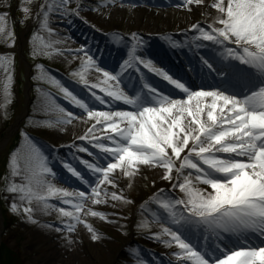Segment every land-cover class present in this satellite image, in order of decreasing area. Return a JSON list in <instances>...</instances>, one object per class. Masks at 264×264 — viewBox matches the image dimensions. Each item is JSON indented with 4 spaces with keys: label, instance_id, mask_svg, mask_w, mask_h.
I'll use <instances>...</instances> for the list:
<instances>
[{
    "label": "snow or ice",
    "instance_id": "1",
    "mask_svg": "<svg viewBox=\"0 0 264 264\" xmlns=\"http://www.w3.org/2000/svg\"><path fill=\"white\" fill-rule=\"evenodd\" d=\"M24 3L32 4L33 0ZM73 4L75 7H71ZM204 4L205 0H180L177 7L191 11L190 6ZM109 6L125 5L121 0H103L86 9L80 0H43L36 13L39 32L32 36L33 57L50 56L56 52L55 45L62 43L50 39L55 35L50 27L51 16L69 26L80 19L104 35L81 13H99ZM136 6L128 5L130 9ZM207 6L217 13L211 24H192L183 33H191L183 43L172 37L165 39L173 49H207L200 53L197 62L201 77L212 79L213 85L201 84L197 88L183 70L173 71L154 62L151 53L145 51L144 37L136 32L127 40L123 36L113 38L115 43L125 45L130 41L127 58L119 63V70L107 63L104 49L96 48L94 52L91 43L66 49L72 60H80L79 68L70 76L103 110L94 109L36 65L38 75L33 79L49 83L68 104L80 110H66L52 94L45 93V110L56 119L42 123L56 126L61 132L73 122L89 126L71 144L62 145L69 149V158L46 154L21 133L26 143L10 155L6 191L18 196L22 203H38L45 214L49 209L56 211L63 219L55 231L65 233L62 238L68 245L73 240L67 234L74 232L77 224L87 230L92 242L101 240L80 214L101 220L107 217L86 209L85 203L105 205L111 200L131 205L133 201L126 199L122 191L117 194L109 189L118 188L119 177L127 179L131 188L132 179L144 166L161 169L160 178L169 183L170 190L161 188L141 206V212L151 219H141L136 229L172 249L171 264H264V0H212ZM21 11L28 19L29 7L24 6ZM40 33H46L49 39ZM64 39L70 40L71 36ZM0 40L13 46L9 43L14 36L6 15H0ZM13 65V57L0 56V69L5 74V104L0 107L11 102ZM145 70L157 81H150ZM90 72L97 74L96 83H89ZM133 72L139 76L140 87L128 91L125 84ZM159 81L165 84L159 85ZM117 103L127 106L126 110H116L113 106ZM50 155L53 160L59 159L62 168L83 190H69L53 183L56 173L50 166ZM51 200H59L70 210L50 204ZM148 205H155L156 210H149ZM10 210L20 212L16 203ZM22 211L29 223H37L31 207ZM153 225L158 228L155 232L151 230Z\"/></svg>",
    "mask_w": 264,
    "mask_h": 264
},
{
    "label": "rangeland",
    "instance_id": "2",
    "mask_svg": "<svg viewBox=\"0 0 264 264\" xmlns=\"http://www.w3.org/2000/svg\"><path fill=\"white\" fill-rule=\"evenodd\" d=\"M42 2L43 0H33L32 4L25 5L24 0H0V15H6L7 23L14 36V40L9 41V43L13 44L12 47H8V43L0 40V56H11L14 59L12 68L13 80L10 89L11 102L4 107H0V140L3 134L13 125L16 117L27 107V113L21 121L22 124L27 121V125L23 127L24 131L20 132L21 128H19L15 132L17 135L20 132L19 137H21V140L19 145L17 148L12 146L7 150V143L6 146L3 145L0 148V254H3L1 259L5 260V262L0 261V264H138L139 261H144L145 264L148 261H151L152 264H171L169 254L173 250L150 240L148 233L140 232L136 229L138 221L151 219L146 212L142 213L141 209L136 210V206L138 204L144 205L146 201L160 190L164 183L168 184L167 181L152 183L151 173L153 170L151 171L149 168L140 171L132 179L131 188L128 187L129 181L119 177L117 173L119 177L118 188L113 191H116L117 194L122 191L126 199L133 201L131 205H124L120 202L114 203L109 200L105 205H92L90 208L92 211L103 213L107 220H115L116 223H109L107 220H101L98 217L85 216L81 212V219L89 223L102 237L101 240L95 243L90 240L87 230L82 225L77 224L75 231L67 234L68 238L73 240V244L68 245L62 238L65 233L55 231L56 227L61 226V220L63 219L58 217L56 211L49 209L47 214H45L44 209L38 203L33 202L31 205L22 203L18 196L9 194L6 191V178H10L8 170L10 155L17 149H21L26 143L21 133H24L33 143L41 147L46 154L59 152L58 155L60 157L69 158V149L65 151H68L66 155L63 150L56 151V149L62 147V145L71 144L74 138L82 135L89 126V124L79 122L77 127L73 128L71 127L73 125H69L65 127L63 132L58 133V127H49L42 123L43 121L56 119L52 113L45 110L43 99V94L45 93L52 94L56 102L66 110L73 113H79L80 110L68 104L62 95L51 87L49 83L33 79V77L38 75L36 65L42 66L49 74L60 80L65 87L77 94L79 98L89 102L94 109L101 110L99 109L101 105L95 102L83 86L77 84L70 76L72 71L79 68V59L72 60L66 51L62 52L64 54L59 52V54L53 53L50 56L40 54L33 57L34 44L32 36L39 32V21L36 18V13L39 4ZM94 2V0H84L83 3H89L93 6L99 4H94ZM121 2L125 5L124 7L109 6L101 8L100 10H108V17L104 19L94 18L92 20L86 16L88 11L81 13V16L89 22L95 23L97 27L100 26L99 28L104 32V35L91 30L80 19H76V21L82 24V29L69 26L66 21L61 22L55 15L50 17V27L54 28L55 31L65 32V35L58 34L60 37L65 38L70 35V40H64L75 48L91 43L94 52L96 48L104 49L107 63L114 66L116 70H119V63H122L124 58L116 65H113L115 58L113 62L111 58L118 55V53H122L123 56L127 57L130 41L128 45L124 44L122 46L123 42L115 43L114 37L123 36L127 40L131 33L138 28V25L152 28L154 31H164V33H168V37H180L182 29L179 27L178 17L182 13V9L177 7L180 4V0H121ZM130 4H136L137 6L130 9L128 7ZM24 6L30 9L28 19L24 18V13L21 11ZM71 7H75V4ZM171 10L176 13L174 17L167 18V20L160 17L157 22L155 21L157 13ZM112 11L115 13L112 14ZM184 12L190 15L191 23H200L203 26H206L204 24L208 22L206 20H212L210 21L212 23V18L217 15L215 9L214 11L200 12V14H197L193 9L191 11L184 10ZM139 13H141V18L138 16ZM130 18L132 20L136 19L138 23L129 22ZM69 28L70 31H65V29ZM172 33H177L178 35H173ZM40 34L46 40L49 39L46 33ZM138 34L144 37L145 42L151 43L154 40V38L145 37L146 33L144 32ZM21 35H24L22 42ZM190 35L191 33L188 36L180 37V39L185 40ZM53 37H57V35ZM176 41L181 43L178 39ZM20 43H23L22 47H20ZM21 55L22 57H20ZM133 73L126 81L125 86L127 89L131 88ZM93 77V74L87 75L89 83L97 82L96 79L92 80ZM4 80V71L0 69V105L5 104ZM37 89L40 91H37ZM93 91L103 96V93L98 92L97 89H93ZM104 98L108 99L107 97ZM25 102L27 106L24 105ZM72 128L75 132L69 131L70 129L73 130ZM15 133L11 138L16 135ZM80 155L83 156V154ZM49 158L50 166L56 173V179L53 181L56 186L69 187V190H83V186L75 182L73 178H70L62 168L59 159L53 160L51 155ZM82 171L86 172V170ZM87 178L91 180L90 176ZM61 181L66 182L61 183ZM15 182L20 183L19 180ZM111 190L109 189V191ZM13 203H16L20 208L19 213H13L10 210ZM49 203L58 208L70 210L66 205L60 204L59 200H51ZM24 207L33 209L32 218L37 223L32 224L27 221V217L24 216L22 211ZM85 208L88 209L87 207ZM148 208L152 211L156 210L155 205H148ZM135 211H138L137 214H135ZM4 212L5 215L3 214ZM46 225H50V227H46ZM120 225H124V227L121 228ZM151 230L155 232L158 228L153 225ZM51 234L52 237L50 236Z\"/></svg>",
    "mask_w": 264,
    "mask_h": 264
},
{
    "label": "bare ground",
    "instance_id": "3",
    "mask_svg": "<svg viewBox=\"0 0 264 264\" xmlns=\"http://www.w3.org/2000/svg\"><path fill=\"white\" fill-rule=\"evenodd\" d=\"M95 2H94V4H96V3H102L103 2V0H94ZM84 2V0H80V3L83 5V7L84 8H91V7H95V6H93L92 4H89V3H86V4H84L83 3ZM212 3V0H205V4L204 5H193V6H191L192 7V9L198 14H200V12H209V11H214V9L213 8H211V7H208L207 5H210ZM96 12H90V11H88V13H86V16L88 17V18H91L92 20H94V18H97V19H104L105 17H108V10H106V9H102V10H99V13H102L103 14V16L102 15H100L98 12L95 14ZM113 13H115L114 11H112V14ZM176 15V13H175V11L174 10H171V11H163V12H159V13H157V16H156V18H155V21L157 22V20H158V18H160V17H162V18H166V20H167V18H172V17H174ZM138 16H139V18H141V13H139L138 14ZM150 16V15H149ZM148 16V17H149ZM189 17H190V15H187V14H185V12H184V10H182V13H180L179 14V17H178V24H179V27L182 29V33H185L186 32V30L193 24V23H191L190 22V19H189ZM212 19H214V18H212ZM206 21H208V22H205L204 24L205 25H207V24H210L211 22L210 21H212V20H206ZM129 22H134L135 24H137L138 22H137V20L136 19H133L132 20V18H130L129 19ZM71 26H75V27H77V28H79V29H82V24L80 23V22H78V21H74V24L73 25H71ZM100 27V26H99ZM52 28V27H51ZM52 30L55 32V35H57V37H51L50 39L51 40H61L62 41V43H60V44H57V45H55V49H56V52H60V53H62L63 51H66V49H76L72 44H67L66 42H65V40H64V38L63 37H60L58 34H64L65 35V32H63V31H55V29L54 28H52ZM134 32H138V33H146V35H149V36H162L163 34H161L160 33V31H154L152 28H147V27H142V26H140V25H138V28L137 29H135V31ZM21 37V42H22V39H23V37H24V35H21L20 36ZM48 37V36H47ZM49 38V37H48ZM23 46V43L21 44L20 43V47H22ZM146 48H147V52L148 53H151V56H152V58H154V61L155 62H158V61H161L162 62V64H164L165 66H167V67H169V68H172V66L167 62V61H164L163 59H162V57L160 56V54H158V52L156 53V49L155 48H157L158 50H160V51H163L160 47H157V46H155V45H146L145 46ZM155 47V48H154ZM153 50V51H152ZM194 52H198L196 49H194L193 50ZM206 51H208L207 49H200L199 50V52H201V53H203V52H206ZM56 52H54V54H56ZM193 53V52H192ZM62 54H64V53H62ZM64 57V56H63ZM190 59V61H187L186 62V64L185 63H183V62H178V61H173V66H174V70L175 71H179V70H183L184 72H186V74H187V76H186V78H187V80H189V81H191L192 82V84H194L197 88H199L200 87V85L201 84H205L206 85V83H202V80L204 79V78H207V77H204V78H202L201 77V72H200V67H199V64H197L196 63V60L194 59V58H189ZM189 62H192L191 64L189 63ZM189 68H192L193 70L192 71H189L188 69ZM93 75H94V77L92 78V80H94V79H96L97 80V74L95 73V72H91ZM92 74H87V75H92ZM194 77H195V80H194ZM201 82V83H200ZM215 82L214 81H212V85L214 84ZM132 91V90H131ZM180 95H182V94H180ZM25 104H27L26 102H25ZM114 108H118V107H124L125 108V110H126V108H127V106H125V105H122V104H119V103H117V104H115L114 106H113ZM101 109L103 110V106L101 105ZM76 113V112H75ZM23 115H24V109L22 110V112L20 113V115L19 116H17L16 117V119H15V121H14V123H13V125L11 126V128L6 132V134L2 137V139L0 140V148L5 144V142H6V140L9 138V137H11V135H13V133H14V131H16L17 129H18V127L20 126V122H21V119L23 118ZM54 115V114H53ZM54 117H56L55 115H54ZM79 125V122H74V124H73V126H71V127H77ZM72 128V129H73ZM24 131V130H23ZM69 131H73V132H75V130L73 129V130H69ZM58 133H61V131L60 130H58L57 131ZM78 137V136H77ZM61 138V137H60ZM20 140H21V137H17L16 139H15V143H14V147L15 148H17V146L19 145V142H20ZM77 143H79V141L77 140L76 141ZM61 149H56V151H60ZM66 150H68V148H65L63 151H64V154L66 155L67 154V152L69 151H67V152H65ZM59 153V152H58ZM146 167H144V166H141V171H143L144 169H145ZM151 171H152V173H151V176H152V183H155V182H160V181H164V180H162L161 178H160V174H161V172H162V170L161 169H151V168H149ZM57 187H61V186H57ZM161 188H163V189H165L166 191H168V190H170V185H169V183L167 184V183H164V185L163 186H161ZM160 188V189H161ZM111 191H113V190H111ZM176 195H179V193H176ZM141 206H142V204L140 205V204H138L137 206H136V210H138V209H141ZM84 207H87L88 209H90L91 207H92V205H90V204H85L84 205ZM137 212L138 211H135V214H137ZM85 233V232H84ZM54 235V234H53ZM51 237H52V234L50 235Z\"/></svg>",
    "mask_w": 264,
    "mask_h": 264
},
{
    "label": "trees",
    "instance_id": "4",
    "mask_svg": "<svg viewBox=\"0 0 264 264\" xmlns=\"http://www.w3.org/2000/svg\"><path fill=\"white\" fill-rule=\"evenodd\" d=\"M5 250H6V249H5ZM6 251H7V250H6ZM2 255H3V254L1 253V254H0V261H1V262H5V260L3 261V260L1 259V256H2Z\"/></svg>",
    "mask_w": 264,
    "mask_h": 264
}]
</instances>
